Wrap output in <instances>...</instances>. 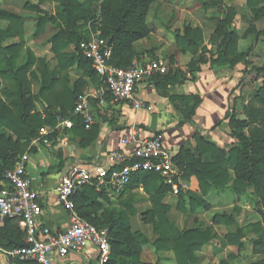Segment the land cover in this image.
I'll list each match as a JSON object with an SVG mask.
<instances>
[{"label": "trees", "instance_id": "16d2710c", "mask_svg": "<svg viewBox=\"0 0 264 264\" xmlns=\"http://www.w3.org/2000/svg\"><path fill=\"white\" fill-rule=\"evenodd\" d=\"M58 4L59 12L56 13V33L49 39L51 53L56 61V66L50 69L44 59L36 58L31 50H25V61L19 64L22 51V42L3 45L7 39L21 38L23 17L0 9V22L7 26L0 28V191L6 185L5 174L14 168L17 160L28 151L31 140L37 138L38 132L44 126H55L58 119L69 118L73 123V129L81 137L93 134L96 138L97 131L90 128L85 130L81 119L73 114L76 101L84 86L82 80H78L73 88L69 87V70L76 66L91 82L102 86L101 79L93 72L91 64L79 52V45L87 38V23H92V29L99 32L100 38L108 42L111 50L109 64L118 68L127 69L132 65L135 54L133 44L149 35V28L145 23L149 6L154 0H101L92 7L91 4L100 0H89L91 4L79 2V0H51ZM208 8L210 4L203 0H194ZM25 2L24 9L40 14L35 24V33H42L46 24H50L53 18L42 15L40 5ZM246 7L254 15V20L264 17V0H246ZM98 14V24L96 22ZM235 10L230 9L226 22L216 20L217 32L223 35L216 48L215 56L209 60L212 68L227 66L233 61L231 52L235 49V31L229 30L226 23L232 22ZM82 22L81 24H78ZM186 28L185 34H175L176 45L181 53L189 52L197 54L199 45H202V32L196 28L192 34ZM264 34V33H263ZM214 37H212L213 39ZM212 44L215 40H212ZM214 45V44H213ZM70 46L74 51L67 52ZM205 48H202V52ZM208 61L199 56L188 65L192 79L199 71V66ZM36 67L39 77L33 78L32 69ZM250 74L243 69L241 78L245 80ZM255 76L264 80V75L255 72ZM32 78L38 85V90L32 94ZM160 79L169 85L184 83L180 70L168 71L164 75H156L151 82ZM106 96H109L106 93ZM179 101L182 108H178L182 120L179 125L192 123L196 108L202 103V99L196 95L172 97L171 101ZM42 106L43 112L36 110L35 104ZM225 112L224 120L229 122V111ZM72 116H69L71 115ZM227 123V122H226ZM227 135L234 139V147L224 152L213 141L194 137L195 146L185 147L172 158V162L181 179L194 176L197 180L199 193L186 191L177 203V209L183 210V198L188 199L190 209L193 212L197 208L204 207V197L210 190L223 191L229 189L238 198L245 192L248 186L255 187L257 192H264V140L246 142L235 137L230 129ZM238 136V135H236ZM208 161H203L205 159ZM234 170L232 180L229 170ZM231 183V184H230ZM230 184V185H229ZM148 195L150 208L145 212L152 224L153 234L156 239L151 243L156 251H171L174 254L176 264H194L199 252L209 241L215 237L211 228L201 230L191 228L181 231L169 220V206L162 203L164 195L169 189L154 173L137 172L133 174L130 184L122 193L118 207L103 208L101 215L96 214L97 208L103 205L96 202L99 195L94 186H88L77 191L72 197L75 209L79 216L98 229H105L111 247V255L108 264H145L140 262L141 247L148 244V240L141 232H131L130 220L136 215L134 203L138 201L136 193L138 187ZM78 196L95 207L91 210H82L74 201ZM123 200V197H125ZM95 208V209H94ZM216 225H235V218L221 213L213 216ZM10 227L14 228L16 236L13 237ZM260 225L252 226L255 234L259 233ZM23 235L14 220H6L0 227V245L5 248L19 247ZM224 239L228 244L237 243L240 236L226 234Z\"/></svg>", "mask_w": 264, "mask_h": 264}, {"label": "rangeland", "instance_id": "374dc122", "mask_svg": "<svg viewBox=\"0 0 264 264\" xmlns=\"http://www.w3.org/2000/svg\"><path fill=\"white\" fill-rule=\"evenodd\" d=\"M26 1L35 5L39 2V0H0V9L23 17L22 37L7 39L3 45L22 42L19 64L25 61V50L29 49L36 58L44 59L48 66L53 68L56 61L50 51L49 39L57 31L55 15L59 12L58 4L51 0H44V3L40 5L42 15H48L53 18V21L45 25L42 33H35V24L40 14L26 11L24 9ZM203 1L208 2L210 6L205 9L202 4L194 0H154L148 8L145 19L150 32L143 39H146L145 42L141 43L144 49L147 47L144 50L146 53L133 51L135 57L132 64H135L134 61L138 63L150 60L159 61L160 57L156 56L158 49L162 50L159 53L164 52L162 59L164 62L167 61L170 54L177 53L173 44L174 35L185 34L186 28L190 29L187 34H192L196 28L200 29L202 34H211L209 37L210 51L204 47L205 51L202 52V45H199L198 53L190 54V62L199 56L209 62L215 56L217 45L223 38V35L217 32L216 20L226 22L230 9H234L235 16L232 22L225 24L229 30L235 31L236 38L235 49L231 52L233 61L227 65V70L233 71L232 77L234 78L232 91H230L233 94L232 103L229 104L230 123L228 124L227 121L224 127L225 131L229 132L231 129L235 137L246 142L253 143L256 140H264V80L255 76V72L264 75V17L254 20V15L246 7V0ZM79 2L91 4L89 0H79ZM100 2L101 0L94 2L91 6H97ZM97 20L98 14L96 22L93 23L95 26L98 24ZM199 25L203 26V30ZM6 26L5 22H0V28ZM85 30L87 36L92 33L91 30L95 31L90 22L87 23ZM212 37L214 38L212 39ZM211 39L215 40L214 45ZM150 51L154 52V55ZM244 68L250 74L245 80H242L240 76ZM75 71L73 68L69 73L74 75ZM187 72L189 73V71ZM32 75L33 78L39 77L36 67L32 69ZM33 78L31 91L32 94H35L38 85ZM88 80L90 79L88 78ZM92 86L96 88L97 84L93 83ZM90 95L91 93L87 91L82 93V96ZM236 95L237 98H234ZM36 107L40 109V104L38 103ZM225 131L220 135V143H214L224 152H227L234 147L235 141L226 135ZM262 156L264 158V153ZM203 161H208V159ZM229 172L233 180L235 172L232 169ZM190 178L196 180L194 176L185 180L181 179L179 174V181L183 183L180 185L178 195L174 198L172 210L168 212V218L181 231L191 228H200L201 230L211 228L212 234L215 235L207 245L196 253L197 260L194 264H264V192H257L255 187L248 186L238 198L229 189L223 191L210 190L204 197L206 204L204 207L197 208L192 212L188 199L184 197V209L178 210L175 204L182 198L181 194L186 191L199 193L198 183L197 185L195 182L192 183ZM138 198L139 200L143 199L141 194H138ZM168 201L171 203L173 199L168 198ZM148 209L149 204L147 200L143 199L142 202L138 203V213L131 218L130 225L132 233L141 232L147 240L152 241L154 236L151 219L145 214ZM218 213L233 216L236 224L231 226L214 224L213 216ZM257 224L260 225L259 233L255 234L252 226ZM228 233L239 235V241L233 245L228 244L224 239Z\"/></svg>", "mask_w": 264, "mask_h": 264}, {"label": "crops", "instance_id": "0c3cea01", "mask_svg": "<svg viewBox=\"0 0 264 264\" xmlns=\"http://www.w3.org/2000/svg\"><path fill=\"white\" fill-rule=\"evenodd\" d=\"M199 27L201 29L203 28L201 25ZM210 35L202 34L204 41L202 48L207 47L209 51ZM145 40L142 39L133 44V50L136 53H146L144 50L147 47L144 49L141 44ZM173 44L177 53L170 54L167 61L164 62L162 59L164 52L159 53V51H162L161 49L157 50L156 56L160 57L159 61L164 64L166 68L165 74L170 70H180L185 81L179 85H169L160 79H156L153 82L150 81L149 83H141L137 88L136 97L141 99L145 105L140 111L132 110L127 103L113 102L110 96H106L107 92L104 85H97L96 88L93 87V83L81 71H78L76 66L73 67L76 70L74 75L68 73L70 88H73L78 80L84 82L81 95H79L78 99L80 97L87 99L92 117L90 127L84 129L89 130L93 128V130L97 131V136L93 138V134H90L88 137H81L73 129L72 121L69 118H62L63 121L70 122L72 126L65 127L57 121L55 126H44L39 130L37 138L31 140L28 151L24 153L28 156L26 169L32 182L33 190L45 193L40 200V205L43 210L41 218L43 226L53 232H64L68 228V214L56 201L54 194V187L61 174L73 165H87L92 163L103 165L106 155L109 152L122 151L120 138L132 126L137 128L141 136L157 132L161 133L164 137V145L172 158L182 148H193L195 146L194 137L196 136L211 140L217 144L220 143V135L222 132L224 133V126L227 122L224 120V114L230 107L229 104L232 103L233 94L230 91H232L231 88L234 83V78L232 77L233 71H228L227 66L212 68L208 62L199 66L198 73L192 79L187 72L189 71L188 65L191 60L190 53H181L176 45L175 38ZM66 51L72 52L74 48L70 46ZM152 54L154 55V52ZM133 63L138 62L134 61ZM86 91L91 93V95L82 96V93ZM190 95L199 96L202 99V103L196 108L192 123L188 122L181 126L179 122L182 120V116L178 108H182V106L177 100L172 102L171 98ZM234 98H237V95ZM37 104H35V107ZM36 110L39 113L43 112L41 105L40 109L36 107ZM69 116H72V114ZM225 132L227 135V131ZM190 181L192 183L195 182L197 185V181L194 178H190ZM182 183L180 181V185ZM192 190L195 191L193 188ZM95 191L98 194H103L99 195L96 199L97 203L103 205L102 208H94L98 215H101L103 208L118 207L120 200H122V193L124 192L118 193L109 189H95ZM133 193H136L137 197L138 194H141L143 199L147 200L150 208L148 195L143 192L141 186L135 189ZM175 197V195L168 191L164 195L162 203L169 206L170 210H172ZM124 198L126 196L123 197V200ZM168 198L173 199V201L169 203ZM143 199L139 200L138 198V201L134 203L136 214L138 213L137 205ZM74 201L80 205L82 210H91L95 207L91 203L80 199L78 196L75 197ZM177 203L176 201V208ZM10 231L13 237L16 236V233L18 234L12 227H10ZM153 236L154 239L152 241L148 240V244L141 247L139 254L140 262L145 264H176L174 254L171 251H156L153 248L151 243L156 239V235L153 234ZM2 260L3 257L0 256V261ZM55 263L98 264L97 251L95 248L89 247L81 255H71L63 259H58Z\"/></svg>", "mask_w": 264, "mask_h": 264}, {"label": "built area", "instance_id": "2783aa9c", "mask_svg": "<svg viewBox=\"0 0 264 264\" xmlns=\"http://www.w3.org/2000/svg\"><path fill=\"white\" fill-rule=\"evenodd\" d=\"M91 32L79 45L81 56L90 62L113 102H124L132 110L140 111L145 104L136 97L137 88L141 83H149L156 75L165 74L164 64L150 60L132 64L127 69L110 65L111 50L107 42L100 38L98 30ZM73 114L82 120L85 128L90 127L92 117L85 97L78 99ZM58 121L65 127L72 126L68 121ZM120 146L122 151L109 152L103 165H73L61 174L54 194L68 214L69 225L64 232H53L42 225L40 200L45 193L33 190L26 169L28 156L22 155L14 168L5 174L6 185L0 191V226L6 220L16 221L23 238L19 247L0 245V256L3 257L0 264H56V260L81 255L89 247L96 249L98 264H108L111 247L107 230L98 229L82 219L72 201L74 194L85 187L119 193L128 187L133 174L146 172L156 174L170 193L178 195L179 173L161 133L141 136L132 126L121 136Z\"/></svg>", "mask_w": 264, "mask_h": 264}, {"label": "water", "instance_id": "95a60500", "mask_svg": "<svg viewBox=\"0 0 264 264\" xmlns=\"http://www.w3.org/2000/svg\"><path fill=\"white\" fill-rule=\"evenodd\" d=\"M107 44H108V42H107ZM0 198H2V195L0 194Z\"/></svg>", "mask_w": 264, "mask_h": 264}]
</instances>
